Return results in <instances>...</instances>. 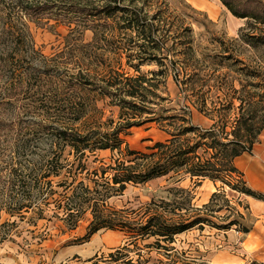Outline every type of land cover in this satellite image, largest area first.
<instances>
[{
  "label": "rangeland",
  "instance_id": "obj_1",
  "mask_svg": "<svg viewBox=\"0 0 264 264\" xmlns=\"http://www.w3.org/2000/svg\"><path fill=\"white\" fill-rule=\"evenodd\" d=\"M142 1L145 5L144 11L149 12L148 17L155 15L159 9H165L164 13L158 16L159 19L147 22L157 25L159 33L168 36L163 45L164 49L169 51L182 49L180 42H183L185 69L184 74L179 75L180 83L177 84L172 68L176 58L170 55L163 59V65L170 69L166 79L160 77L157 79L160 80L157 91L159 98H148L149 103L137 102L138 104L147 109L154 107L157 113L171 107V110L165 112L168 116L183 115V112L185 115L188 107L192 124L207 129L213 124V120L198 112L188 99L204 95L209 107L215 104L216 107H221L219 101L227 93L232 94L230 87L237 91L242 83H255L258 80L252 76L253 72L264 78V44H261L257 37H251L256 35L260 28H264L261 25L253 21L247 24L246 19L234 17L219 0H139L140 6ZM181 1L203 13L213 24H208L203 15L191 14L189 18ZM11 6L12 4L7 8ZM175 8L176 12H172ZM14 11L12 21H20L17 20L19 17V14H16L17 9ZM54 13L50 10L47 15L35 20L22 18L21 21L25 23L30 37L24 42L14 44L8 42L9 40L5 43L0 41V50L28 53V59L24 62L20 64L12 62L3 69L0 67V120L8 125L12 121L22 125L37 121L40 118L36 116L40 114L39 111H43L44 114H58L61 118L63 114L66 115L64 112L68 110L69 105L64 98L75 97L71 93L69 96L67 94L78 89L70 83L73 81L72 77L79 71L85 73L87 71L85 68L89 69L93 81L92 86L89 85L91 89L97 84L104 83L106 79L103 77L108 69L118 68L132 74L133 70L128 64L138 61L137 58H128L127 54H134L137 50L136 45L140 42L136 44L128 42L127 35L131 33L120 28L123 27L122 23L107 21L103 27L96 23V30H104L105 35L102 34L105 40L99 44L94 41L91 29L80 33L82 34L80 37L74 24L67 26L54 20ZM186 26H190L192 30L190 36L184 30ZM77 38L81 39V42L79 40L78 44H73ZM188 41H193L194 56L198 60L195 63L196 70L193 62L188 59ZM250 42L251 44H248ZM92 49L102 57L99 58L100 61H89L84 57L89 55ZM81 57L86 60L79 63L77 58ZM29 61L32 63L29 64ZM30 67L34 69L36 75L29 81L27 87L30 90L25 92L23 88L22 93L16 96V92L12 91V84L23 69ZM159 68L156 62H144L140 71L151 77L150 71H158ZM44 71L46 73H43ZM40 72L42 78L38 77ZM43 79L47 80V92L42 87ZM246 91L250 95L255 93L252 87H248ZM97 98L95 110L90 103L87 117L77 126L93 128L100 120L104 123L100 127L106 130L130 119L143 123L121 133L124 140L122 147L126 145L130 149L144 151L155 141L166 140L167 135L160 129L159 122L148 120L158 117L149 110L140 114L141 117L137 115L129 118L133 116V111L121 112L118 106L111 104L109 98L100 96ZM81 100L83 101L80 98ZM44 102L47 103V108L43 109ZM233 105L237 106L238 100L234 99ZM233 114L234 112L229 117L230 120L233 119ZM229 129L227 127V130ZM5 151L4 144H1L0 171L6 172H2L0 178V264H209L206 254L227 246L225 242L229 237L226 231L233 228L244 234V230H249L246 223L250 218L248 214L254 206V200H257L226 185L221 187L220 181L205 179L197 183L182 173H172L145 184H128L122 192H113L103 206L99 203L101 205L99 208L103 209H101L103 216L110 217L116 222L128 220L131 223H139L144 222L149 215L160 213L172 219H177L178 215L187 218L197 213L193 210L199 208L202 210L200 214L202 213L209 221L201 228L195 226L185 230L175 235L171 243L163 240L157 243L153 237L134 239L129 229H122L120 226L114 229H100L87 236L93 219L89 205L84 206L82 214L71 229L69 222L64 220L62 208L66 207L67 198L73 192L79 195L83 187L90 190L96 187L100 189L105 182L100 171L115 166L117 164L115 160L119 155L105 150L94 154L86 153L84 158L77 159L67 154L66 150L60 160L63 166L61 175L47 178L45 181L50 183L44 184L45 189L41 193L33 190L30 197L23 189V181L27 175L26 158L20 156L10 159L11 156ZM36 151L39 152V149ZM4 153L6 156L3 158ZM33 159L37 161L38 157L35 156ZM235 165L243 173L245 186L264 194L261 180V175L264 174V132L257 137L251 152L237 158ZM13 169L14 175L10 172ZM4 182L9 184L3 189ZM68 184H72L71 190L64 187ZM6 186L12 190L6 191ZM179 189H184V193H180ZM218 190L220 196L204 209L203 206L209 203L211 195ZM28 198L34 206L27 210L23 206L27 205ZM163 201L171 205L165 206L161 203ZM19 205H22V208L16 213L15 208ZM231 221L235 225L228 227ZM111 231L118 232L120 238L122 237L123 244L115 250L109 247L112 245L110 240L109 245L98 242L102 234Z\"/></svg>",
  "mask_w": 264,
  "mask_h": 264
},
{
  "label": "trees",
  "instance_id": "obj_2",
  "mask_svg": "<svg viewBox=\"0 0 264 264\" xmlns=\"http://www.w3.org/2000/svg\"><path fill=\"white\" fill-rule=\"evenodd\" d=\"M66 1L0 0V41L5 43L9 40L8 42L14 44L24 42L29 34L25 23L21 21L22 18L35 20V18L47 15L48 11L51 10V12H55L54 20L67 26L74 24V28L78 29L80 37L82 35L80 33L91 29L94 33V41L99 44L105 40L103 37L104 30H96V23H100L99 27L106 26L107 21L122 23L123 27L120 28L131 33L127 35L128 42L131 44L140 42L137 43V50L134 51V54L126 53L128 58H137L138 61L134 64H128L129 68L133 70L132 74L118 68L104 70L106 71V75L103 77V79H106L104 83L97 84L91 89L89 85L92 86L93 81H91L89 69L85 68L87 70L85 73L79 71L72 79L69 77L73 80L70 84L78 89L74 93L71 91L67 94L69 96V93H71L75 97L64 98V101L66 100L69 105L67 106L68 110L64 112L66 115L63 114L61 118L58 114H44L43 111H39L40 114L36 116H40V118L25 125L15 121L8 125V123L0 120V145L4 144L5 152L8 156H11L10 159L19 158L20 156L26 158L27 175L23 181V189L27 191L28 196H32L33 190L41 193L45 189L44 184L50 183L45 181L47 178L61 175L63 166H61L60 160L66 150L67 154L73 155L77 159L84 158L86 153L94 154L97 151L109 150L112 153L115 152L119 157L115 160L117 163L115 166H109L100 171V175L105 181L101 188L96 187L94 190H90L88 187H83L79 195H77V192H73L67 198L66 207L62 208L64 209V220L69 222L71 229L82 214L84 206L89 205L93 219L89 225L87 236L100 229H114L116 226H120L122 229H129L134 239L137 237L145 239L153 237L156 238L157 243H160L161 240L171 243L175 235L195 226L201 228L203 224L209 221L203 217L202 213L200 214L202 210L199 208L193 210L197 213L187 218H184V215H178L177 219H172L160 213L149 215L144 222L139 223H131L128 220L116 222L110 217L103 216V209L101 208V210L99 206H103L106 199L113 192H122L128 184H145L148 181L172 173H182L184 176L194 179L197 183H201L205 179L213 182L220 181L221 187L226 185L232 190L264 202L263 193L245 186L242 179L243 173L235 165V160L238 157L251 152L257 137L264 132V78H261L257 72H253L254 75L252 76L258 80L255 83H242L241 88L237 91L230 87L232 94L227 93L219 101L221 107H216L217 104L209 107L204 95L188 99L198 112L213 120V124L207 129L192 124L188 107L185 114L187 117L184 112L183 115H166L165 112L171 110V107L157 113L154 107L147 109V107L137 102L144 104L149 103L148 100L150 99L148 98H159L157 91L159 90L158 82L160 80L157 79L158 77L163 80L166 79L170 69L163 65L162 60L170 55L176 58L173 61L172 68L173 77L177 84L180 83L179 75H183L185 69L183 42H180L182 49L172 51L164 49L163 45L168 36L160 34L157 25L147 22L148 20L159 19L158 16L162 15L165 9H159L155 15L148 17L149 12L144 11L145 5L142 1L140 6L139 0H69L68 3ZM220 1L234 17L246 19L247 24H251L250 21H253L264 27V0ZM181 3H183V9L185 8V14L189 18H191V14L203 15L208 24H213L203 13L194 10L184 1H181ZM10 4L12 6L7 8ZM167 7L168 4L166 9H168ZM14 9H17L16 14H19L17 20L20 21H12L13 12L15 13ZM172 12H176V8ZM184 30L189 33V36L192 33L190 26L184 27ZM251 37H257L259 42L264 44V28H260L258 33ZM79 40L81 42V39L77 38L72 43L78 44ZM28 43H30L29 39ZM248 44H251V42ZM188 46V59L195 66L198 60L194 56L193 41H188ZM27 54V51L9 52L5 49L0 50V67L3 69L12 62L20 64L28 59ZM84 57L89 61L102 59L94 49ZM86 59L77 58L79 63ZM144 62H156L160 68L158 71H150L151 77H149L140 71ZM28 63L30 64L32 61ZM194 69L196 70V66ZM33 71L32 67L26 70L23 69L16 77L15 83L12 84V91L16 92V96L22 93L23 88L25 92L30 90L27 87L29 81L36 76ZM92 71L94 70L92 69ZM38 77L42 78L41 72ZM43 80L42 87L47 92V80ZM39 87L42 89L41 85ZM248 87H252L255 93L250 95L246 91ZM62 88H64L63 85ZM239 92L241 95H235ZM98 96L109 98L111 104L118 106L121 112L124 110L133 111V116L129 118L147 112L146 110L152 112L154 116L157 115L158 117H152L148 120L159 122L160 129L167 135L166 140L155 141L151 146L146 147L144 151L133 150L126 145L122 147L124 140L121 133L126 132L134 125L143 123L131 121L130 119L106 130L100 127L104 125L100 120L96 122L97 125L93 128L77 126L87 117L90 103L94 108L93 110H95V102ZM80 98L83 101H80ZM234 99L238 100V105L235 107L233 105ZM50 101L52 100L50 99ZM46 104L42 105L43 109L47 108ZM232 112H234V117L230 120L229 117H231ZM227 127L230 129L227 130ZM36 149H39V152ZM4 156H6L5 153L3 158ZM35 156L38 157L37 161L33 159ZM2 172L6 171H0V178ZM10 172L13 175L15 174L14 169ZM7 184L4 182L2 188L4 189ZM72 184L64 187L71 190L73 188ZM11 190H9V186H6V191ZM178 191L184 193V189ZM219 194V190L214 192L209 203L204 205L203 208L206 209L208 204H211L214 199L220 196ZM161 203L165 206L171 205V203L165 201ZM175 203L177 204V202ZM33 206V202L28 198L27 205L23 207L28 210ZM21 208L22 205H19L15 208V212L18 213ZM232 225H235V223L231 221L227 226ZM245 232L247 231L244 230ZM112 256L114 255L112 254Z\"/></svg>",
  "mask_w": 264,
  "mask_h": 264
},
{
  "label": "crops",
  "instance_id": "obj_3",
  "mask_svg": "<svg viewBox=\"0 0 264 264\" xmlns=\"http://www.w3.org/2000/svg\"><path fill=\"white\" fill-rule=\"evenodd\" d=\"M220 3L222 4L221 1ZM261 180L264 186V174L261 175ZM248 215L250 218L248 217L249 222L246 223L249 230L244 234L233 228L226 231L227 237H229L225 242L227 246L208 252L206 258L209 264H264V202L254 200V206L251 207ZM94 236L96 235L94 234ZM99 240L98 242L102 245L104 243L109 245L110 240L112 245L109 247L113 250L123 244L122 237L120 238L118 232L115 231L102 234ZM230 240H234V242ZM233 243L237 244L233 245Z\"/></svg>",
  "mask_w": 264,
  "mask_h": 264
}]
</instances>
